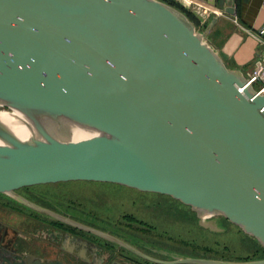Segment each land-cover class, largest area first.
Segmentation results:
<instances>
[{"label":"water","instance_id":"water-1","mask_svg":"<svg viewBox=\"0 0 264 264\" xmlns=\"http://www.w3.org/2000/svg\"><path fill=\"white\" fill-rule=\"evenodd\" d=\"M198 1L234 15L233 0ZM217 19L201 32L159 0H0V108L31 132L0 121V194L120 185L171 197L206 229L220 216L264 251V95L206 42Z\"/></svg>","mask_w":264,"mask_h":264},{"label":"flooded vegetation","instance_id":"flooded-vegetation-1","mask_svg":"<svg viewBox=\"0 0 264 264\" xmlns=\"http://www.w3.org/2000/svg\"><path fill=\"white\" fill-rule=\"evenodd\" d=\"M135 193L147 194L137 190ZM15 194L26 203L0 194V264H87L85 260L93 264H155L143 256L163 262L178 256L244 262L264 256L263 249L254 239L247 235L244 239V233L224 218L210 217L209 220L216 223L215 228H203L197 224L196 214L189 207L166 195L150 193L155 195L141 197L146 201L149 199L147 204L163 201L178 204L196 219V223L189 222L187 226L199 228L203 238L190 234L189 238L179 237V242L164 237L167 235L160 236L166 240L164 242L149 239L145 236L146 231H153L158 236L155 224L132 215L111 221L110 215H113L106 214V210L103 209L104 215H100L97 206L91 211L73 201L74 205L57 189L31 186L17 189ZM176 208L178 211L179 207ZM170 215L168 224L179 221L173 213ZM195 239L202 243L199 248L192 245Z\"/></svg>","mask_w":264,"mask_h":264},{"label":"rangeland","instance_id":"rangeland-1","mask_svg":"<svg viewBox=\"0 0 264 264\" xmlns=\"http://www.w3.org/2000/svg\"><path fill=\"white\" fill-rule=\"evenodd\" d=\"M187 10H189V8ZM258 87V84H253L254 90H257ZM0 109L6 110L3 108ZM38 186L42 188L45 187L60 190L68 196L69 200L72 202L74 201L76 204H81L88 210L92 211V207L97 206L99 207L98 213L100 215H104V209L107 211L105 212L106 214L113 215H110L111 221H118V218L124 215H132L139 219L143 218V220L153 223L157 226L156 230L158 232V236L153 231H146L148 234L145 236H147L149 239H158L164 242L166 240L160 238V236L163 237L164 235H167L164 237H170L171 241L175 242L177 240V242H179L178 240H180L181 237L189 238L190 234L197 238L204 237L199 228L196 227V229L195 226H187L189 222L196 223V219L178 204L168 203L167 201H163L159 204L156 202L147 204L149 199L146 201V199L141 197L152 196L155 194L147 193L146 195H140L135 193L136 190L124 186L87 181H71L64 183L36 185L34 187ZM176 207H179L178 211ZM146 213H148V217L145 215ZM171 213H173L175 218L179 219L178 222L168 224L170 223V220L168 219L171 217ZM176 213L178 214L176 215ZM142 214L143 216H141ZM187 232H189V234H187ZM243 237L246 239V235L243 234ZM190 241H192V239ZM200 244L202 245V243L196 241V239L195 242L192 243V245L196 248H199ZM181 245L182 244L179 246Z\"/></svg>","mask_w":264,"mask_h":264},{"label":"crops","instance_id":"crops-1","mask_svg":"<svg viewBox=\"0 0 264 264\" xmlns=\"http://www.w3.org/2000/svg\"><path fill=\"white\" fill-rule=\"evenodd\" d=\"M176 1L184 8V2L188 1L211 7L198 0ZM233 8L232 16L218 10V19L205 36V40L229 69L238 70L245 78H250L253 72L264 65V46H260L252 36L264 24V8L262 0H233ZM193 15L204 29L214 17L213 14Z\"/></svg>","mask_w":264,"mask_h":264},{"label":"bare ground","instance_id":"bare-ground-1","mask_svg":"<svg viewBox=\"0 0 264 264\" xmlns=\"http://www.w3.org/2000/svg\"><path fill=\"white\" fill-rule=\"evenodd\" d=\"M0 121L20 140H27L31 136V132L23 117L13 111L7 112L0 109ZM71 137L79 139L86 137V133L79 129H70Z\"/></svg>","mask_w":264,"mask_h":264},{"label":"built area","instance_id":"built-area-1","mask_svg":"<svg viewBox=\"0 0 264 264\" xmlns=\"http://www.w3.org/2000/svg\"><path fill=\"white\" fill-rule=\"evenodd\" d=\"M262 7L264 8V0H262ZM188 8L192 13H202V15H219V11L217 9L203 6L202 4L195 1H188ZM252 36L260 46H264V24L257 30L256 33L252 34ZM250 81L252 84H258L259 87L256 91L259 94L264 95V65L259 70L253 72V74L250 76Z\"/></svg>","mask_w":264,"mask_h":264},{"label":"trees","instance_id":"trees-1","mask_svg":"<svg viewBox=\"0 0 264 264\" xmlns=\"http://www.w3.org/2000/svg\"><path fill=\"white\" fill-rule=\"evenodd\" d=\"M159 1H161L167 5H170L174 8H176L177 10H179L180 12H182L195 25L196 30L204 29L203 27L201 28V26L199 25V22L194 17L193 13L190 10H187L186 8H184L182 5H180V3H178L176 0H159Z\"/></svg>","mask_w":264,"mask_h":264}]
</instances>
